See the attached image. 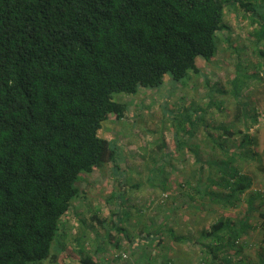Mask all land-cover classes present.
Here are the masks:
<instances>
[{
    "label": "trees",
    "instance_id": "1",
    "mask_svg": "<svg viewBox=\"0 0 264 264\" xmlns=\"http://www.w3.org/2000/svg\"><path fill=\"white\" fill-rule=\"evenodd\" d=\"M228 2L0 0V264L51 259L61 219L80 196V175L108 163L117 168L115 144L100 136L105 122L123 118L127 110L113 95L160 88L165 76L179 84L199 74L197 58L214 60ZM241 6L251 26L258 25L252 36L264 43V15L251 3ZM240 82L234 81L232 109L239 124L248 115L236 89ZM184 121L195 126L186 114L176 121L177 130L183 131ZM216 130L223 137L238 133L233 123ZM249 142L245 135L233 148L227 141L215 143L225 157L209 162L220 174L217 180L206 179L226 193L203 191L210 202L232 206L251 187L235 165L238 155L247 157L242 151ZM176 144L180 150L186 141ZM167 157L160 158L157 174L164 172ZM116 207L119 216L123 205ZM249 210L238 221L218 219L193 241L209 264H231V250L249 229L264 244V211L252 226ZM79 255L80 264H97L81 246Z\"/></svg>",
    "mask_w": 264,
    "mask_h": 264
},
{
    "label": "rangeland",
    "instance_id": "2",
    "mask_svg": "<svg viewBox=\"0 0 264 264\" xmlns=\"http://www.w3.org/2000/svg\"><path fill=\"white\" fill-rule=\"evenodd\" d=\"M224 1L229 2L216 55L210 63L197 58L199 74L191 73L179 84L165 76L160 88L113 95L127 110L123 118L105 122L100 136L115 144L118 169L108 163L80 175V196L61 219L52 257L43 264H80V246L84 256L94 257L97 264H209L193 244L203 230L220 218H244L251 200L248 224H257L258 212L264 211V43L252 36L258 25L251 26L241 3H251L264 15V0ZM236 79L241 81L236 89L248 114L241 124L234 123L232 113ZM186 114L195 126L184 121L183 131L177 130L176 121L185 120ZM229 123L239 133L235 137H223L216 130ZM191 129L190 135L186 131ZM245 135L250 139L242 151L247 157L238 155L235 165L251 187L236 196L232 206L210 202L203 191L226 193L206 179L217 180L220 174L209 162L225 157L215 143L227 141L233 148ZM182 140L185 146L176 150ZM163 155L168 156L167 166L159 175L155 170ZM118 202L123 205L119 216ZM139 236L146 241L138 244ZM260 239L256 229H249L231 250V264H262Z\"/></svg>",
    "mask_w": 264,
    "mask_h": 264
}]
</instances>
